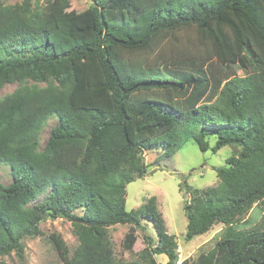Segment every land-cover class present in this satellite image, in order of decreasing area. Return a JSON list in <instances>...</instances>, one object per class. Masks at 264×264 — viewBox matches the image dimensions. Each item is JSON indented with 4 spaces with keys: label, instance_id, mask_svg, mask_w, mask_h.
Wrapping results in <instances>:
<instances>
[{
    "label": "trees",
    "instance_id": "1",
    "mask_svg": "<svg viewBox=\"0 0 264 264\" xmlns=\"http://www.w3.org/2000/svg\"><path fill=\"white\" fill-rule=\"evenodd\" d=\"M70 1L47 0L43 11L29 0L0 4V89L19 85L0 98V164L12 176L0 184V264L48 217L70 221L78 241L70 253L50 236L63 264H141L117 260L109 230L129 225L122 248L131 252L145 222L157 235L144 236L148 264L155 255L165 264H264V214L250 230L231 226L258 202L264 213V0H93L79 14L66 11ZM191 27L200 46L170 64L129 59ZM189 141L241 153L214 169L216 186L181 184L187 241L216 223L228 228L209 252L179 263L156 197L131 212L126 197L147 172V150L171 160Z\"/></svg>",
    "mask_w": 264,
    "mask_h": 264
},
{
    "label": "rangeland",
    "instance_id": "2",
    "mask_svg": "<svg viewBox=\"0 0 264 264\" xmlns=\"http://www.w3.org/2000/svg\"><path fill=\"white\" fill-rule=\"evenodd\" d=\"M24 0H0L4 6L20 4ZM32 11H43L47 0H29ZM94 4L93 0H71L66 8L69 14H79ZM197 31L194 27L177 32L175 35L169 34L163 37L156 45L151 55H136L129 57L130 60L141 62L145 66L162 67L170 64L171 57L178 51H191L198 48ZM48 82H58L55 75L48 74ZM41 85H47V82ZM19 85L17 83L6 84L0 89V98L12 94ZM57 120H49L41 133L42 148L49 137L50 130L55 126ZM211 149L216 139H210ZM201 151L198 145L189 141L177 152L171 160H164L161 149L147 150L144 153V161L148 166L144 177L136 179L127 186L126 209L128 212L136 211L149 198L156 197L157 205L165 220L167 231L170 235L176 236L179 252V263L184 260L192 262L200 254L207 253L215 247L223 237L228 227L216 223L205 235L198 236L191 241L185 239L187 232V218L184 212V205L187 201L185 189L181 187L184 181L193 189L204 190L216 186L219 183L215 168L225 166L226 160L234 155L240 154L241 149L237 147H225L214 154L212 150ZM10 168L5 164H0V184L8 185L12 182ZM45 196L40 197L42 200ZM33 202L32 205L39 201ZM81 215V210H76ZM263 208L260 202L254 204L251 209L238 217L231 225L235 230L247 231L259 225L263 218ZM148 224V225H147ZM146 230H138L137 241L133 251L127 252L122 248V242L129 225H116L109 230V238L115 251L117 260L125 262H141L148 264L142 258V251L147 247L144 238L146 234L157 240V235L153 226L148 222ZM41 233L38 236L26 237L22 240L23 252H12L3 257L7 264H63L56 248L50 241L53 234L60 235L65 241L70 253L78 245L77 238L73 232L70 221L65 219L46 218L40 224ZM156 264H165L168 257L165 255H155Z\"/></svg>",
    "mask_w": 264,
    "mask_h": 264
},
{
    "label": "crops",
    "instance_id": "3",
    "mask_svg": "<svg viewBox=\"0 0 264 264\" xmlns=\"http://www.w3.org/2000/svg\"><path fill=\"white\" fill-rule=\"evenodd\" d=\"M181 261V260H180Z\"/></svg>",
    "mask_w": 264,
    "mask_h": 264
}]
</instances>
